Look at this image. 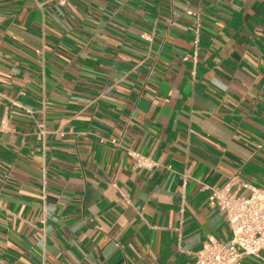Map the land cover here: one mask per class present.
Segmentation results:
<instances>
[{
	"label": "crops",
	"instance_id": "1",
	"mask_svg": "<svg viewBox=\"0 0 264 264\" xmlns=\"http://www.w3.org/2000/svg\"><path fill=\"white\" fill-rule=\"evenodd\" d=\"M224 184L264 187V0H0V264H194Z\"/></svg>",
	"mask_w": 264,
	"mask_h": 264
},
{
	"label": "built area",
	"instance_id": "2",
	"mask_svg": "<svg viewBox=\"0 0 264 264\" xmlns=\"http://www.w3.org/2000/svg\"><path fill=\"white\" fill-rule=\"evenodd\" d=\"M194 43L197 44V39ZM36 128L37 139L44 141L50 132L42 123ZM111 143L119 146L117 141ZM134 159L136 167L152 169L156 166L140 155H135ZM207 203L225 214L231 237L227 243L208 237L194 254V264H239L244 257H259L264 251V187H249L248 194L240 196L231 190L229 184H224L210 189Z\"/></svg>",
	"mask_w": 264,
	"mask_h": 264
}]
</instances>
